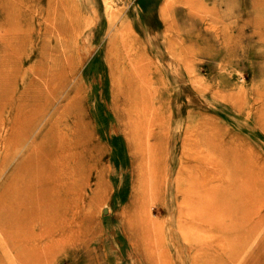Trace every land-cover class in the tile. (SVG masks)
<instances>
[{"label":"rangeland","instance_id":"obj_1","mask_svg":"<svg viewBox=\"0 0 264 264\" xmlns=\"http://www.w3.org/2000/svg\"><path fill=\"white\" fill-rule=\"evenodd\" d=\"M260 2L158 0V12L150 10V0H0V63L10 8L20 10L26 38L21 58L11 57L0 75V187L12 162L53 114V143L63 126L80 120L83 135L104 148L85 184L68 193L67 234L56 230L55 221L49 229L42 222L33 226L39 264H201L216 259L227 250V241L197 219L192 202L193 194L218 184L224 156L244 161L255 172L256 183L251 182L261 193L250 209L241 245L223 264H264ZM150 19L159 22L152 25ZM64 45L72 56L67 68L62 63L65 80L57 78L46 89L39 72L49 77L51 58L63 54ZM39 89L47 91L45 105L32 114L21 140L17 135L4 144L3 136L13 132L8 121L18 108L21 115L29 114L30 97ZM127 94L134 101L124 100ZM67 95L79 98L78 111L60 115ZM130 109L133 137L125 126ZM100 166L106 171L98 180ZM191 171H197L196 186L189 183ZM1 237L0 231V260L20 264L11 252L5 256Z\"/></svg>","mask_w":264,"mask_h":264},{"label":"bare ground","instance_id":"obj_2","mask_svg":"<svg viewBox=\"0 0 264 264\" xmlns=\"http://www.w3.org/2000/svg\"><path fill=\"white\" fill-rule=\"evenodd\" d=\"M253 3L260 4L261 2L253 0ZM9 10L8 21L5 25L6 37L3 41L5 52L0 63V75L3 74L2 68L11 63V57L18 55L17 60L21 58L22 47L26 41L24 30L20 26V20H22L20 10L17 11L13 8ZM60 47L55 51H59ZM60 53L63 54H54V57L51 58L50 67L47 70L51 74L48 78L39 72L46 89H52L57 78L65 80L66 69L63 64L66 63L65 68H67L72 59L70 46L64 45ZM62 55H64L63 59H61ZM6 77L9 75L6 74ZM118 82L121 88L120 76ZM45 92L47 91L39 89L34 98L30 97V100L33 101L30 103L28 115H21L20 108H18L16 116L10 118L8 129H12L13 132L3 136L4 144L7 139L13 140L17 135L21 140L19 135H22L29 127L32 114H38L39 106L45 105L47 101ZM127 95L129 97L125 96L124 100H133L132 96ZM65 100L66 108H62L63 111L59 112L60 115L67 114L68 116L71 113H77L79 98L67 95ZM25 107L26 105H23V108ZM129 115L130 122L125 124L128 126L126 133L127 136L133 137L135 125L132 122L134 117L132 109H130ZM56 117L57 113L46 120L36 136L32 138V144L29 147L23 150L21 142H19L21 146L19 145L18 152L23 150V153L16 161L12 162L4 183L0 187L1 240L5 242V256L7 257L11 252L14 263L37 264L39 262L38 234L32 229L35 223L42 222L41 226L44 229H49L55 221L56 230L67 234L69 220L65 215L71 211L68 193L74 186L80 189L85 184L91 167L93 164L99 163L104 155V148L97 140L89 135H83L85 132L80 120L76 124L68 126L69 128L63 126L62 134L55 136V143H53V137H50L49 134ZM77 118L79 119V117ZM68 130L69 138L65 137ZM65 138L69 139V142H65ZM125 146L129 151L127 143ZM112 158L114 160L113 155ZM218 166L222 168V172L217 175L218 184L215 187L207 188L208 190L206 189L204 194H193L195 200L192 203L197 219L202 224H208L212 226L213 230L222 233L227 241V250L222 251L216 259L208 258L201 264H223L226 259L235 254L236 249L243 241L245 231H247L246 225L249 222L250 209L253 204L258 202L257 194L261 193L258 187L251 182L256 181L255 172L253 174L244 161L239 162L232 157L224 156ZM105 171V167L100 166L99 172L96 174L98 180L102 178ZM76 176H80V179H75ZM188 176L190 185L196 186L198 184L197 171L194 174L191 171ZM190 195V193H184V196L189 197ZM187 209L189 210L188 207ZM5 260V263L0 260V264L9 263L7 259Z\"/></svg>","mask_w":264,"mask_h":264},{"label":"crops","instance_id":"obj_3","mask_svg":"<svg viewBox=\"0 0 264 264\" xmlns=\"http://www.w3.org/2000/svg\"><path fill=\"white\" fill-rule=\"evenodd\" d=\"M157 3H158V0H150V10H153V11H155V9H158L157 11L159 12V10H160V6L159 5H157ZM156 4V5H155ZM152 16H154V15H152ZM158 18H160V15H158ZM155 19V18H154ZM159 22V20L157 21V20H151L150 19V24H152V25H155V24H157Z\"/></svg>","mask_w":264,"mask_h":264}]
</instances>
